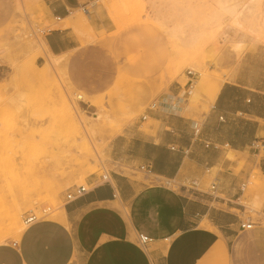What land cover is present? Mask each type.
Instances as JSON below:
<instances>
[{
  "label": "rangeland",
  "instance_id": "1",
  "mask_svg": "<svg viewBox=\"0 0 264 264\" xmlns=\"http://www.w3.org/2000/svg\"><path fill=\"white\" fill-rule=\"evenodd\" d=\"M222 1L99 0L114 30L92 35L87 18L74 13L83 21L71 27L78 47L55 63L43 33L63 21L48 19L43 0H0V245L20 237L9 220L24 229L28 215L49 220L42 210L63 208L71 189L86 187L89 176L102 178L110 141L169 83L185 81L190 71L198 91L187 102L196 108L204 100L208 107L216 87L199 74L222 83L245 52L264 50V0ZM222 7L235 12L233 25ZM213 13L218 23L210 21ZM263 193L264 179L252 176L253 201L243 204L244 218L264 231Z\"/></svg>",
  "mask_w": 264,
  "mask_h": 264
},
{
  "label": "crops",
  "instance_id": "2",
  "mask_svg": "<svg viewBox=\"0 0 264 264\" xmlns=\"http://www.w3.org/2000/svg\"><path fill=\"white\" fill-rule=\"evenodd\" d=\"M43 7L49 20L63 21L43 33L55 57L78 47L68 23L82 8L92 35L114 30L99 0H43ZM241 58L208 107L189 106L187 73L169 83L110 141L107 180L87 177V192L64 204V222L25 225L16 242L0 245V264H264V231L244 218L243 204L253 201L248 180L264 179V50ZM190 181L201 192H184ZM259 199L264 216V193ZM243 222L251 229L241 230ZM139 235L151 241L141 246Z\"/></svg>",
  "mask_w": 264,
  "mask_h": 264
},
{
  "label": "bare ground",
  "instance_id": "3",
  "mask_svg": "<svg viewBox=\"0 0 264 264\" xmlns=\"http://www.w3.org/2000/svg\"><path fill=\"white\" fill-rule=\"evenodd\" d=\"M185 1V0H184ZM224 1V0H223ZM223 1H222V4H223ZM158 2V1H157ZM169 3V2H168ZM169 6V5H168ZM184 6V5H183ZM174 7H176V6H174ZM179 7V6H178ZM202 7V6H201ZM191 8V7H190ZM200 8V7H199ZM173 9V8H172ZM171 9V10H172ZM177 9V8H176ZM176 9H174L173 11H175ZM182 9H183V7H182ZM187 8H185V10H186ZM132 10V9H131ZM222 10L224 11V13L227 15V17H228V19H227V22L230 24V25H233L232 24V22H229V20H231L232 19V17H234L235 15V12L233 11V10H231L230 9V7H222ZM134 11V10H133ZM170 11V10H169ZM177 12H179V11H177ZM186 12H188V11H186ZM184 13V12H183ZM172 14H174V13H172ZM206 15V14H205ZM178 16H180V15H178ZM182 18V17H181ZM220 16H217L216 14H214L213 13V15L211 16V19H210V21L211 22H215V23H218L219 21H220ZM235 18H233L232 20H234ZM184 20V19H183ZM187 21V20H186ZM224 22V19H223V17H222V22L220 23V24H224L223 23ZM83 23V21L81 20V18L80 17H78V16H76V15H74V14H72V16L70 17V19H69V23H68V26H70V27H72L73 29L75 28H79V26L81 25ZM210 23V22H209ZM228 24V25H229ZM235 25V24H234ZM178 27V26H177ZM228 28V27H227ZM168 29V28H167ZM195 29V28H194ZM180 32V31H179ZM199 34V33H198ZM200 36V35H199ZM228 36V35H227ZM191 37H192V35H191ZM193 37H195V36H193ZM233 38V37H232ZM231 38V39H232ZM186 41V40H185ZM189 43V42H188ZM228 43V42H227ZM45 46V45H44ZM43 46V47H44ZM42 47V46H41ZM45 48H46V46H45ZM44 49V48H43ZM46 51L48 52V50H47V48H46ZM48 54L52 57V61H54L55 63L57 62V58L58 57H55V56H53V55H51L49 52H48ZM173 57V56H172ZM211 74V73H210ZM199 79L200 80H202L203 82H209V84H212V86H215L216 87V89H215V91L212 93V95H211V99H213L214 98V96H215V94L217 93V91H218V89H219V87H220V84L221 83H219L218 81H217V78H216V76H214V77H212V76H209V75H207V74H205V73H201V74H199ZM220 80V79H219ZM119 81V80H118ZM191 89H193V88H191ZM197 91L198 90H196V89H193L191 92H190V96H191V98H193V101H194V98H196V96H197ZM76 98H80V96H77ZM72 116V115H71ZM76 117V116H75ZM96 117V116H95ZM103 117V116H102ZM96 119H97V117H96ZM80 120V119H79ZM83 125V124H82ZM81 178V177H80ZM97 184V183H96ZM49 207V206H48ZM50 207H52V206H50ZM49 207V208H50ZM50 209H52V211L50 210ZM50 209H45V210H42V213L46 216V218L48 217L49 218V220H53V221H60V222H64V212H63V209L62 208H59V209H56V208H54V210H53V208H50ZM42 214L40 213V217H42V216H44V215H42ZM12 219V218H11ZM46 220V219H45ZM48 220V219H47ZM9 224L10 225H13L14 226V232H13V235H14V237L16 236V237H19L21 234H22V232L24 231V228L21 226V224L19 223V221H18V219H16V218H13V220L10 222V220H9ZM204 224V223H203ZM1 235H3V233H1L0 234V236ZM3 237V239H4V237H6V235L5 236H2ZM15 237V238H16ZM6 239V238H5ZM17 239V238H16ZM19 239V238H18ZM17 239V240H18ZM5 240H3L2 241V243L4 242Z\"/></svg>",
  "mask_w": 264,
  "mask_h": 264
},
{
  "label": "built area",
  "instance_id": "4",
  "mask_svg": "<svg viewBox=\"0 0 264 264\" xmlns=\"http://www.w3.org/2000/svg\"><path fill=\"white\" fill-rule=\"evenodd\" d=\"M81 11H82L83 15L88 13V9H86V8H82ZM187 75L193 76V74L190 71H187ZM102 180L106 181L107 176L106 175L102 176ZM182 190L184 192H186L187 194H190V195L201 192L199 189V184L197 181H190V182L186 183L185 185L182 186ZM214 191H215V184L211 183L210 185H208V189L205 192L208 193L210 196H212ZM86 192H87L86 187H83V186L74 187L65 195L64 201H65V203L71 202L77 198L82 197ZM35 221H39V219H37L35 215L31 214V215H28L25 217L23 223H24V225H28V224H31L32 222H35ZM240 229L241 230H250L251 224L247 223V222L240 223ZM150 241L151 240L149 238H147L143 235L138 236V242L141 246L146 245Z\"/></svg>",
  "mask_w": 264,
  "mask_h": 264
}]
</instances>
